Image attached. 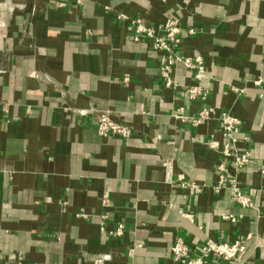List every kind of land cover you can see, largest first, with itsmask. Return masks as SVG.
<instances>
[{
	"label": "crops",
	"instance_id": "1",
	"mask_svg": "<svg viewBox=\"0 0 264 264\" xmlns=\"http://www.w3.org/2000/svg\"><path fill=\"white\" fill-rule=\"evenodd\" d=\"M4 1L0 264H17L19 253L25 264H92L101 252L112 254L108 264H180L171 252L179 236L193 249L207 239H242L245 264H264V0H11L13 12ZM119 14L155 26L180 18L177 51L203 57L204 103L182 98L196 82L183 62L174 71L179 89L163 84L160 52L134 40ZM205 104L242 120L249 141L241 145L252 158L240 181L256 208L235 203L226 188L212 190L223 157L206 142L213 136L222 145L217 121L194 127L172 116ZM92 109L110 110L132 135H99ZM167 168L171 179L182 173L203 191L169 182ZM120 223L123 235L110 236Z\"/></svg>",
	"mask_w": 264,
	"mask_h": 264
},
{
	"label": "built area",
	"instance_id": "2",
	"mask_svg": "<svg viewBox=\"0 0 264 264\" xmlns=\"http://www.w3.org/2000/svg\"><path fill=\"white\" fill-rule=\"evenodd\" d=\"M83 0H77L81 4ZM63 5V3H58ZM5 9L8 12H13L15 4L11 0L3 2ZM119 18L129 20L132 28L133 38L136 41L142 39L149 40L152 48L160 52L159 76L163 84L168 88L179 89V83L175 79V66L179 62H183L187 67L194 71L196 82L181 90L182 98L188 101L201 100L203 103L208 98L210 90L204 85V79L207 73L203 57L201 55L184 56L178 53L177 48L182 43L180 18L176 15L167 16L159 25L151 24L145 17L137 16L129 18L125 14H119ZM194 29H190V33H194ZM264 47V46H263ZM130 76L126 74L123 78L125 84H129ZM263 78L256 80V83H261ZM234 91H239L238 88H233ZM80 114H86L90 110H77ZM95 126L101 136L115 135L120 138H128L133 133V128L116 119L110 110H96ZM173 118L191 126H199L211 120L217 121L218 132L222 137V145L219 147L214 141L213 136L207 140L206 144L222 157L223 161L217 164L218 179L213 185L212 190L215 193L221 192L223 189L230 191L233 201L243 207L256 208L257 204L246 192L241 185L240 173L250 164L252 158L251 149L241 145L242 142L249 141V137L241 138V118L229 110H219L211 105H203L196 114H188L183 106L173 110ZM227 161L232 167H228ZM264 173V169H262ZM167 178L169 182L176 183L179 187L187 188L193 193L198 194L203 191L204 185L199 184L194 180H189L186 176L180 173L176 180L171 179V170L167 168ZM171 205V204H170ZM183 216L189 219L193 215L188 212L180 211ZM78 217H85L87 213L84 211L77 213ZM108 216L104 215L106 219ZM222 218L231 222H236L238 216L234 214H223ZM101 229L106 231L104 223L101 224ZM110 236L119 237L124 233V224L120 223L116 229L108 231ZM252 234H248L247 238H253ZM246 245L244 240L235 239L232 241L207 239L198 248L193 249L183 237H177L172 245V260L180 264H223L229 262L232 264H245L242 255ZM133 249H130L129 254L132 255ZM113 256L110 252H101L92 261V264H108L112 261ZM23 253H19L17 264H25Z\"/></svg>",
	"mask_w": 264,
	"mask_h": 264
}]
</instances>
